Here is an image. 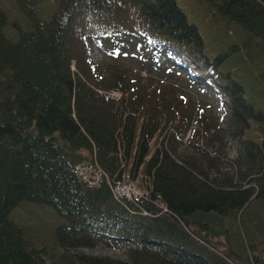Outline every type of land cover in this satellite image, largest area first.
<instances>
[{
	"label": "trees",
	"instance_id": "obj_1",
	"mask_svg": "<svg viewBox=\"0 0 264 264\" xmlns=\"http://www.w3.org/2000/svg\"><path fill=\"white\" fill-rule=\"evenodd\" d=\"M6 1L17 16L0 6V264H264L258 212L248 211L253 201L264 209V112L175 0ZM207 1L264 46V0ZM88 45L103 58L92 62ZM165 72L216 93L218 123L199 100L163 95L174 90L160 84ZM253 123L257 139L245 136ZM81 162L106 178L86 186ZM126 169L142 172L148 193L121 205L106 179ZM22 201L61 219L55 258L44 261L10 219ZM97 245L124 258L81 251Z\"/></svg>",
	"mask_w": 264,
	"mask_h": 264
},
{
	"label": "rangeland",
	"instance_id": "obj_2",
	"mask_svg": "<svg viewBox=\"0 0 264 264\" xmlns=\"http://www.w3.org/2000/svg\"><path fill=\"white\" fill-rule=\"evenodd\" d=\"M177 6L183 11L187 20L196 25L202 38L203 47L208 53L223 52L222 66L223 70L229 71L233 78L241 84L244 89V97L250 100L257 108L264 112V46L259 39H248L246 32L238 24L223 18L216 8L207 0H175ZM52 0L41 2V9H50ZM0 6L5 9L8 15L16 17L11 4L6 0H0ZM243 39V40H242ZM247 43V44H246ZM237 44L239 47H234ZM245 44V45H242ZM86 53L92 62H98L103 58V53L94 46L88 45ZM220 67V66H219ZM165 78L160 82L166 88L168 85L174 87L173 92L163 89L162 94L166 96L177 95L180 101H185L188 106L192 100L200 101L201 112L206 121L218 123L220 117L224 114V106L216 93L200 94L175 72L160 73ZM142 77L146 78L147 73L142 72ZM160 79V77H159ZM145 81V80H144ZM156 82L159 80L156 78ZM177 87L178 89H176ZM115 97L116 93H111ZM173 94V95H172ZM190 106V105H189ZM191 107V106H190ZM194 122L193 126H196ZM253 127L256 129L253 130ZM258 123H253L245 132L246 137L259 138ZM183 138L182 140H185ZM228 157H234V150L228 151ZM125 170V181H131L140 192H144L148 187V181L144 178L142 172H137L133 177ZM262 205V204H261ZM257 201H253L248 207L250 213H257L253 223L259 222V230L264 233V209ZM10 219L24 231V238L29 240L32 247L43 246L46 250L44 261L56 257L54 247V228L61 219L54 211L41 204L27 201L20 202L10 213ZM251 223V222H250ZM257 226V223H256ZM257 228V227H256ZM214 240V237H210ZM220 241L225 242L224 237H218ZM231 244H233L231 242ZM221 249V248H220ZM82 252L91 255H106L109 257L124 258V253L119 248H108L97 245L93 248H82Z\"/></svg>",
	"mask_w": 264,
	"mask_h": 264
},
{
	"label": "built area",
	"instance_id": "obj_3",
	"mask_svg": "<svg viewBox=\"0 0 264 264\" xmlns=\"http://www.w3.org/2000/svg\"><path fill=\"white\" fill-rule=\"evenodd\" d=\"M75 173L88 187H96L102 179L106 178L97 164H92L90 162L79 163L75 167ZM124 179V175H122L120 179H106L108 189L116 202L121 205H124L125 200L137 203L147 195V189L144 192H140L131 181L127 182ZM163 210L165 209L163 208Z\"/></svg>",
	"mask_w": 264,
	"mask_h": 264
}]
</instances>
